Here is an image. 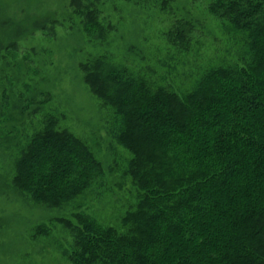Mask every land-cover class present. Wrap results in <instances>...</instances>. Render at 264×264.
Wrapping results in <instances>:
<instances>
[{
	"label": "trees",
	"instance_id": "trees-1",
	"mask_svg": "<svg viewBox=\"0 0 264 264\" xmlns=\"http://www.w3.org/2000/svg\"><path fill=\"white\" fill-rule=\"evenodd\" d=\"M102 1L70 0L98 41L113 30L100 22ZM207 10L241 35V55L206 68L182 93L100 58L80 64L91 93L119 119L136 201L118 227L82 212L56 219L72 237L62 254L68 264H264V0H209ZM43 122L12 183L58 209L101 178L103 166L84 141L55 128L57 119Z\"/></svg>",
	"mask_w": 264,
	"mask_h": 264
},
{
	"label": "rangeland",
	"instance_id": "rangeland-1",
	"mask_svg": "<svg viewBox=\"0 0 264 264\" xmlns=\"http://www.w3.org/2000/svg\"><path fill=\"white\" fill-rule=\"evenodd\" d=\"M162 3L102 1L100 22L113 30L98 41L84 33L70 0H0V264H68L62 254L72 237L56 219L82 212L118 227L135 204L119 119L91 93L80 64L100 58L182 93L206 68L238 60L241 35L208 12L209 0ZM48 115L103 166L101 178L58 209L12 183L21 150Z\"/></svg>",
	"mask_w": 264,
	"mask_h": 264
}]
</instances>
